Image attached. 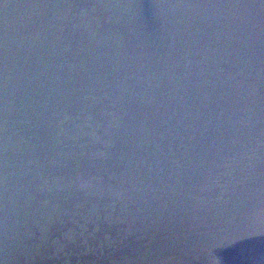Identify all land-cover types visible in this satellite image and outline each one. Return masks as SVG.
Returning a JSON list of instances; mask_svg holds the SVG:
<instances>
[{
    "label": "water",
    "instance_id": "water-1",
    "mask_svg": "<svg viewBox=\"0 0 264 264\" xmlns=\"http://www.w3.org/2000/svg\"><path fill=\"white\" fill-rule=\"evenodd\" d=\"M0 264H264V0H0Z\"/></svg>",
    "mask_w": 264,
    "mask_h": 264
}]
</instances>
